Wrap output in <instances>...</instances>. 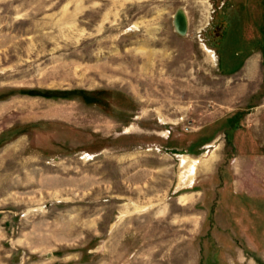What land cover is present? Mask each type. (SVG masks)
<instances>
[{
    "label": "rangeland",
    "instance_id": "obj_1",
    "mask_svg": "<svg viewBox=\"0 0 264 264\" xmlns=\"http://www.w3.org/2000/svg\"><path fill=\"white\" fill-rule=\"evenodd\" d=\"M263 113L264 0H0V264H264Z\"/></svg>",
    "mask_w": 264,
    "mask_h": 264
},
{
    "label": "water",
    "instance_id": "obj_2",
    "mask_svg": "<svg viewBox=\"0 0 264 264\" xmlns=\"http://www.w3.org/2000/svg\"><path fill=\"white\" fill-rule=\"evenodd\" d=\"M172 27L174 32L184 37L187 34V18L185 13L180 8L176 9L171 19Z\"/></svg>",
    "mask_w": 264,
    "mask_h": 264
},
{
    "label": "bare ground",
    "instance_id": "obj_3",
    "mask_svg": "<svg viewBox=\"0 0 264 264\" xmlns=\"http://www.w3.org/2000/svg\"><path fill=\"white\" fill-rule=\"evenodd\" d=\"M194 173H195V165L193 164V165H191L190 166V169L188 170V171H185L184 173H183V176H182V178L184 179H186V178H192L193 177V175H194Z\"/></svg>",
    "mask_w": 264,
    "mask_h": 264
},
{
    "label": "built area",
    "instance_id": "obj_4",
    "mask_svg": "<svg viewBox=\"0 0 264 264\" xmlns=\"http://www.w3.org/2000/svg\"><path fill=\"white\" fill-rule=\"evenodd\" d=\"M263 115H264V113H263Z\"/></svg>",
    "mask_w": 264,
    "mask_h": 264
}]
</instances>
